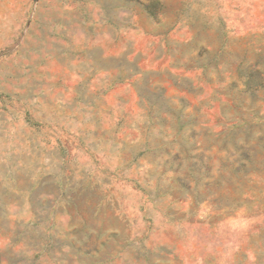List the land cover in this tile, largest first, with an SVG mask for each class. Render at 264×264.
<instances>
[{"label":"rangeland","instance_id":"rangeland-1","mask_svg":"<svg viewBox=\"0 0 264 264\" xmlns=\"http://www.w3.org/2000/svg\"><path fill=\"white\" fill-rule=\"evenodd\" d=\"M0 264H264V0H0Z\"/></svg>","mask_w":264,"mask_h":264}]
</instances>
